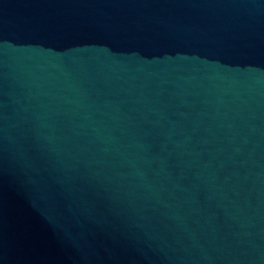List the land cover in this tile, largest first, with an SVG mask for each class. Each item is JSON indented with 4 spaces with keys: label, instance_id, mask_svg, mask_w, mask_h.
<instances>
[{
    "label": "water",
    "instance_id": "95a60500",
    "mask_svg": "<svg viewBox=\"0 0 264 264\" xmlns=\"http://www.w3.org/2000/svg\"><path fill=\"white\" fill-rule=\"evenodd\" d=\"M0 264H264V0H0Z\"/></svg>",
    "mask_w": 264,
    "mask_h": 264
}]
</instances>
